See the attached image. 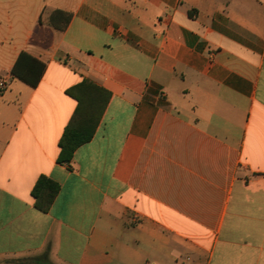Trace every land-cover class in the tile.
Wrapping results in <instances>:
<instances>
[{"label":"crops","instance_id":"1","mask_svg":"<svg viewBox=\"0 0 264 264\" xmlns=\"http://www.w3.org/2000/svg\"><path fill=\"white\" fill-rule=\"evenodd\" d=\"M83 79L110 98L59 165ZM0 82V264H264V0H0Z\"/></svg>","mask_w":264,"mask_h":264},{"label":"trees","instance_id":"2","mask_svg":"<svg viewBox=\"0 0 264 264\" xmlns=\"http://www.w3.org/2000/svg\"><path fill=\"white\" fill-rule=\"evenodd\" d=\"M71 17L70 13L54 10L49 14L47 22L52 28L63 31ZM44 71L45 64L21 52L11 68L10 76L33 88L39 83ZM65 93L76 101V108L58 142L59 153L56 163L59 165L69 164L74 151L91 140L110 98L107 91L86 79ZM59 189L57 183L45 176H39L30 192L34 208L41 213H47Z\"/></svg>","mask_w":264,"mask_h":264},{"label":"built area","instance_id":"3","mask_svg":"<svg viewBox=\"0 0 264 264\" xmlns=\"http://www.w3.org/2000/svg\"><path fill=\"white\" fill-rule=\"evenodd\" d=\"M4 84L2 82H0V88H3Z\"/></svg>","mask_w":264,"mask_h":264}]
</instances>
